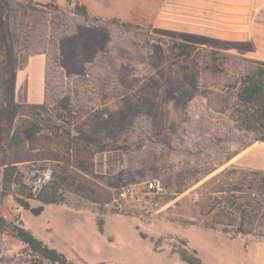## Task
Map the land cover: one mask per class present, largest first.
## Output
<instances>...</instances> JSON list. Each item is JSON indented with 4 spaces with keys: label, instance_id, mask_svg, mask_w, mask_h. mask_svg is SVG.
Returning a JSON list of instances; mask_svg holds the SVG:
<instances>
[{
    "label": "rangeland",
    "instance_id": "obj_1",
    "mask_svg": "<svg viewBox=\"0 0 264 264\" xmlns=\"http://www.w3.org/2000/svg\"><path fill=\"white\" fill-rule=\"evenodd\" d=\"M57 1L29 5L28 0H0V190L8 162L18 166L25 185L33 190L67 169L72 180L62 191L66 203L45 205L39 216H33L12 194L0 198V216L20 222L76 264H186L179 252L202 264H264V142L240 127L237 112L241 82L247 73H264L261 61L232 55L222 58L224 63L214 72L203 56L211 49L196 46L190 60L174 59L166 44L154 38L176 40L156 36L147 25L111 19L113 25L123 26L107 23L106 30L77 23L74 35L58 40L64 80H53L61 87L45 105V55H30V47L29 53L9 58L6 29L33 37L36 46L52 33L49 21L71 20L74 2ZM99 56L112 65L111 72L87 79L86 68ZM180 65H188V70L173 76L170 67ZM80 77L88 81H76ZM96 87L101 88L94 95ZM94 97L96 108L88 105ZM220 108L229 112L220 113ZM32 117L70 130L73 139L91 151L83 157L91 163L78 169L74 156L46 129L35 149L26 144L7 156L8 136ZM103 141L127 146L108 151ZM149 183L159 184L161 192H152ZM125 187L132 193L120 200L117 193ZM217 189H229L237 204L256 194L262 206L251 224L246 220L241 226L237 220L234 227L226 225L242 231L234 238L204 227L208 206H222L227 197L211 193ZM29 204L39 206L34 199ZM53 225L59 235L52 234ZM30 258L25 244L0 235V264Z\"/></svg>",
    "mask_w": 264,
    "mask_h": 264
},
{
    "label": "trees",
    "instance_id": "obj_2",
    "mask_svg": "<svg viewBox=\"0 0 264 264\" xmlns=\"http://www.w3.org/2000/svg\"><path fill=\"white\" fill-rule=\"evenodd\" d=\"M29 5L32 4V0H28ZM52 7L51 4H48ZM56 8V6H53ZM70 21L67 19H59L58 22L49 21L52 23V33L46 35V39L43 37L42 41L36 42V46L33 45L35 40L33 37L21 36L12 28L6 29V36L8 38L7 55L14 57L20 52H28L29 48L33 47L30 55H45L44 60V76H43V104H51L55 97L52 95L61 86L55 83L53 80H59L63 82L64 77L59 68L60 65V54L58 40L66 35H74L77 31V23H83L85 25H100L103 29L109 30L107 23H111L113 27H122L123 24H115L112 22L116 20L104 21L88 14L86 8L77 2L72 3L70 11ZM76 21V22H75ZM45 22L48 23L47 18ZM116 23V22H115ZM49 25V23H48ZM125 25V24H124ZM49 26H47L48 28ZM17 25L15 29H17ZM155 41H160L166 44V52L170 55L173 54L172 58L181 59L183 61H188L193 57V54L198 49L194 45H189L186 43L170 41L166 42L160 38H154ZM27 43V44H24ZM22 45V46H21ZM29 53V52H28ZM205 61L207 62L208 68H211L214 72L217 71L218 65L224 63L222 58L234 57L232 55H226L222 52L215 50H204ZM264 65V62H261ZM112 65L108 62H104L99 56L96 58L95 63L89 65L85 70V77L92 79H98L102 74H108L111 72ZM188 70V65L171 66L170 72L173 76H178L185 73ZM101 72H103L101 74ZM115 75H118L115 72ZM257 75V76H256ZM247 73L242 82L239 91L237 92V99L241 105L238 109L239 125L245 131L249 132L252 137L260 142H264V77L263 72H258V74ZM86 78H77L76 81L86 82ZM93 94L97 95L98 90L101 87H96ZM61 91V90H60ZM94 102L88 104L92 108H96L97 97H94ZM87 104V103H85ZM228 108H220L218 111L220 113H228ZM23 113L31 117L30 112L26 110ZM59 115V114H57ZM60 117V116H58ZM32 121L25 126H16L10 135L8 136L5 149L7 156L15 150L22 148L24 145L28 144L31 149H35L39 140L40 135L44 129L49 132V137L58 142L61 147H66L67 153L74 156L75 166L80 169L86 168L91 163L88 158L83 157L89 156L91 151L86 147L78 144L77 141L73 139V135L70 130L66 129L62 124L52 123L46 124L39 121L37 118L32 117ZM235 139V138H231ZM101 145L108 151H117L125 148L126 143H110L103 141ZM254 176H258L259 173H253ZM264 177V176H263ZM72 175L69 170L61 169L56 175H53L52 179L39 185L33 190V188L28 187L24 183V176L20 172L18 166L14 162H8L2 169L1 177V190L0 198H5L8 195H14V200L16 203L25 211L30 212L33 216H39L45 205H57L66 203L63 197L62 191L64 188L71 183ZM254 180L253 182L258 181ZM264 182V178H263ZM61 190V192H60ZM229 189L213 190L211 193L213 195H227L226 199L222 203V206H216L214 203L208 206L205 212L207 215L206 223L204 227L209 229H219L225 234H229L232 238L237 236L242 231L235 232L231 228L228 229L227 226L234 227V223L239 220V225H243L246 220H249L251 224L256 220L258 212L262 208L260 202L257 201L256 194H252L251 201L243 202L237 204L230 199ZM216 197V196H215ZM215 197L211 198L214 200ZM34 199L39 203L37 207H31L29 200ZM227 224L225 223V221ZM227 225V226H226ZM97 229L99 233H102V221H97ZM7 234L17 238L23 244H25L30 251L31 258L23 263L18 264H43L47 261L51 264H76L73 261L68 260L63 254L59 253L55 249L49 248L41 240L36 238L32 233L26 230L20 222L17 224L5 220L0 216V235ZM180 259L186 264H202L196 257L187 256L186 252H179ZM7 264V263H4Z\"/></svg>",
    "mask_w": 264,
    "mask_h": 264
},
{
    "label": "crops",
    "instance_id": "obj_3",
    "mask_svg": "<svg viewBox=\"0 0 264 264\" xmlns=\"http://www.w3.org/2000/svg\"><path fill=\"white\" fill-rule=\"evenodd\" d=\"M68 1L104 21L144 24L156 36L264 62V0ZM52 234H60L54 225Z\"/></svg>",
    "mask_w": 264,
    "mask_h": 264
},
{
    "label": "built area",
    "instance_id": "obj_4",
    "mask_svg": "<svg viewBox=\"0 0 264 264\" xmlns=\"http://www.w3.org/2000/svg\"><path fill=\"white\" fill-rule=\"evenodd\" d=\"M149 188L152 190V192L154 193H160L161 192V187L159 184H155V183H149ZM131 188L129 187H125V188H122L118 193H117V198L122 200V199H125L127 198L128 196L131 195Z\"/></svg>",
    "mask_w": 264,
    "mask_h": 264
}]
</instances>
